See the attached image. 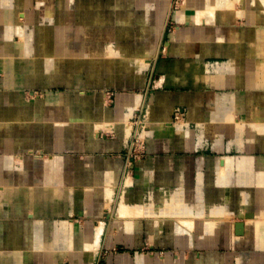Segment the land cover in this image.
<instances>
[{"label":"crops","instance_id":"obj_1","mask_svg":"<svg viewBox=\"0 0 264 264\" xmlns=\"http://www.w3.org/2000/svg\"><path fill=\"white\" fill-rule=\"evenodd\" d=\"M0 264H264V0H0Z\"/></svg>","mask_w":264,"mask_h":264},{"label":"built area","instance_id":"obj_2","mask_svg":"<svg viewBox=\"0 0 264 264\" xmlns=\"http://www.w3.org/2000/svg\"><path fill=\"white\" fill-rule=\"evenodd\" d=\"M174 4L179 5V0H173ZM112 93L107 92V95L110 96ZM182 117V113L180 110H176L174 114L175 120H180ZM132 137L127 146L126 150V169H130L135 161L140 160L146 154V145L145 138L142 135V131L146 124V117L143 110H139L136 114H134L132 118Z\"/></svg>","mask_w":264,"mask_h":264},{"label":"rangeland","instance_id":"obj_3","mask_svg":"<svg viewBox=\"0 0 264 264\" xmlns=\"http://www.w3.org/2000/svg\"><path fill=\"white\" fill-rule=\"evenodd\" d=\"M179 1H180V3L183 2V0H179ZM176 5H177V4H174V7H176ZM175 9H176V8H175ZM111 97H112V94L109 96V99H110V100L112 99Z\"/></svg>","mask_w":264,"mask_h":264},{"label":"water","instance_id":"obj_4","mask_svg":"<svg viewBox=\"0 0 264 264\" xmlns=\"http://www.w3.org/2000/svg\"><path fill=\"white\" fill-rule=\"evenodd\" d=\"M239 226H241V225H239Z\"/></svg>","mask_w":264,"mask_h":264}]
</instances>
